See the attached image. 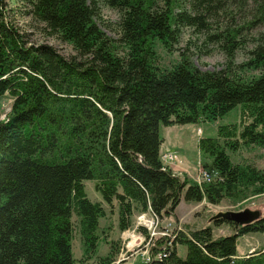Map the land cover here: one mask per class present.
Instances as JSON below:
<instances>
[{
    "label": "trees",
    "instance_id": "16d2710c",
    "mask_svg": "<svg viewBox=\"0 0 264 264\" xmlns=\"http://www.w3.org/2000/svg\"><path fill=\"white\" fill-rule=\"evenodd\" d=\"M15 2L85 61L28 43L0 0V100H13L7 121L0 113V264H76L77 227L93 256L115 203L125 232L136 214L175 217L183 201L218 205L264 194V172L230 156L264 148V0H110L121 14V45L101 31L95 0ZM186 28L219 45L225 69L202 71L186 54L170 70L159 66L156 44L172 52ZM239 106L240 123L199 140L205 169L216 175L210 183L164 164L162 126L213 123ZM87 181L102 201L89 198ZM224 223L237 233L215 239L211 227L176 230L150 264H264V249L238 253L239 238L264 234V215L249 226L215 221Z\"/></svg>",
    "mask_w": 264,
    "mask_h": 264
},
{
    "label": "rangeland",
    "instance_id": "374dc122",
    "mask_svg": "<svg viewBox=\"0 0 264 264\" xmlns=\"http://www.w3.org/2000/svg\"><path fill=\"white\" fill-rule=\"evenodd\" d=\"M8 1L9 7L13 9L12 19L14 26L25 36L31 45H52L61 55L69 59L80 55L72 45L61 41L57 36H53L45 25L35 22L25 17L16 8L15 0ZM90 3L94 0H88ZM110 0H95L98 8L97 23L103 33L110 39L121 45L119 41L121 35V14L112 8ZM264 31V29H261ZM253 45H249L245 50L238 51L235 63L241 65L248 60V51ZM158 52L159 66L162 69L170 70L174 65L181 61V55L186 54L193 64L202 71H221L226 67V56L220 50L219 45L212 43L209 35L196 32L194 29H184L181 34L180 43L175 45L172 52H168L163 46L156 44ZM241 73V72H240ZM245 77L258 75L256 72L241 73ZM13 100L5 96L0 100L1 119L7 121L12 109ZM241 106L234 109L224 118L213 122H202L198 125H184L164 127L160 129L163 138L162 161L166 166L171 167L180 177L187 176L194 181L199 180L200 172L205 170L204 163L207 161L205 156L200 153L199 140L201 138H218V130L221 126L240 123ZM232 161L235 164L252 166L264 172V148L249 146L242 147L237 153L230 152ZM170 159V160H167ZM86 191L94 202L102 201L101 195L95 191L93 182L87 181ZM252 191H250L251 193ZM259 211L264 215V194L249 195L242 200L224 199L218 205H212L206 201L202 203H187L183 201L176 211L175 217L159 218L153 213L136 214L133 226L125 231L119 230L118 204L115 203L113 209H108L107 216L101 220L98 232V247L96 253L90 256L86 252L84 238L80 228H76L73 240V252L76 264H100L103 259L112 257L114 264H150L155 253L166 244V236L171 235L168 230L174 225H178V231L189 233L206 227H211L214 238L229 236L235 231L234 226L224 223L220 226L215 225L213 218L219 213L242 212L245 210ZM146 216L144 224L139 217ZM156 216L160 221L155 220ZM77 226L78 219L74 217ZM238 226V225H237ZM176 236L170 237L174 240ZM264 249V234H251L238 239V253L241 256L247 255L255 250ZM187 249L179 248V255L185 258ZM160 252L157 258H159ZM151 256V259H149ZM149 259V262H148Z\"/></svg>",
    "mask_w": 264,
    "mask_h": 264
},
{
    "label": "water",
    "instance_id": "95a60500",
    "mask_svg": "<svg viewBox=\"0 0 264 264\" xmlns=\"http://www.w3.org/2000/svg\"><path fill=\"white\" fill-rule=\"evenodd\" d=\"M263 218V214L259 211L245 210L242 212H226L219 213L213 218V221L223 219L227 222L234 223L239 226H249Z\"/></svg>",
    "mask_w": 264,
    "mask_h": 264
},
{
    "label": "built area",
    "instance_id": "2783aa9c",
    "mask_svg": "<svg viewBox=\"0 0 264 264\" xmlns=\"http://www.w3.org/2000/svg\"><path fill=\"white\" fill-rule=\"evenodd\" d=\"M167 160H170V159H167ZM170 161H171V160H170ZM214 176H216L214 172H209L208 170L205 169L204 171H202V173L200 172V175H199V177H198L199 180H197V182H198L199 184L210 183V182L213 180ZM141 216H142V215H141ZM146 216H147V215H146ZM146 216L139 217V219H140L144 224L146 223V220H147V217H146ZM154 219L160 221L156 216H154ZM176 230L178 231V226H175V225H174V227H171V229H169L168 231H169L170 233H172V234L166 236V239L170 240V237L177 236V233H175ZM173 239H174V238H173ZM171 241H173V240L171 239ZM160 250L166 251V249H165L164 247H162ZM149 259H151V256H150ZM149 259H148V262H149Z\"/></svg>",
    "mask_w": 264,
    "mask_h": 264
},
{
    "label": "crops",
    "instance_id": "0c3cea01",
    "mask_svg": "<svg viewBox=\"0 0 264 264\" xmlns=\"http://www.w3.org/2000/svg\"><path fill=\"white\" fill-rule=\"evenodd\" d=\"M163 149L166 150L167 148H166V147H163V148H162V151H163Z\"/></svg>",
    "mask_w": 264,
    "mask_h": 264
}]
</instances>
